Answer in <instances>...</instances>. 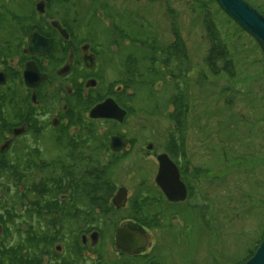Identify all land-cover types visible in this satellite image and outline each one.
Wrapping results in <instances>:
<instances>
[{
	"label": "rangeland",
	"instance_id": "rangeland-1",
	"mask_svg": "<svg viewBox=\"0 0 264 264\" xmlns=\"http://www.w3.org/2000/svg\"><path fill=\"white\" fill-rule=\"evenodd\" d=\"M109 1L111 7L102 9L98 16L91 13L100 2H83L78 29L81 37L88 35L90 29L95 30V39L108 59L101 67L104 90L119 91L117 88L122 85L121 99L133 108L121 125L114 127L113 122H96L95 125L103 135L114 127L112 132L117 129L135 138V167L132 168L135 181L154 172L153 153L148 154V145H153L152 151H160L169 133L176 130L169 118L174 107L170 105L165 109L176 91L175 82L167 78L151 84L154 78L149 74V63L144 60L150 52L147 45H166L174 40L172 16L176 17L190 59L185 63L187 72L180 83L190 96L189 159L203 168L202 191L198 202L190 200L185 206L172 207L179 220L169 218L172 228L150 236L151 245L157 244L152 256L166 264H244L264 238V53L260 45L249 33L238 30L235 21L211 0ZM201 1L207 2L215 12V20L228 38L236 66L235 77H214L205 67L209 45L203 26L205 9L199 7ZM248 1L264 10V0ZM107 19L121 27L130 38V41L119 42V50L114 45L112 52L115 33L109 29V23H105ZM131 39L138 43H132ZM130 53L135 54V66L142 74L138 81L143 87L135 97L134 89L121 82L126 78ZM201 72L207 78L201 76ZM93 96L98 98L97 93ZM155 103L159 104L158 112H148ZM57 133L55 129L48 130L45 158L66 154L57 142ZM125 164L115 169L116 179L127 181L129 178L121 171ZM11 179L7 176L0 179V198L6 191L5 185L9 186L11 194L15 192ZM202 203L207 204L205 209ZM16 222H24L22 216ZM21 228V225L13 228L12 237L7 239H19Z\"/></svg>",
	"mask_w": 264,
	"mask_h": 264
},
{
	"label": "flooded vegetation",
	"instance_id": "flooded-vegetation-1",
	"mask_svg": "<svg viewBox=\"0 0 264 264\" xmlns=\"http://www.w3.org/2000/svg\"><path fill=\"white\" fill-rule=\"evenodd\" d=\"M86 1L0 0V153L10 160L18 157L24 159L25 156L35 155V152L39 153L42 160L57 158L59 155L52 158L43 156L44 142L48 130L51 129L57 130V142L65 152L66 148L58 138L66 137V134H89L88 129L82 130L80 126L74 125V107L80 100L91 99L96 93H107L108 90L103 88L101 67L107 64L108 59L103 55L101 44L95 39V30L90 29L86 36L79 35L81 8ZM93 1L100 3L91 13L92 16H98L102 9L111 7L109 0ZM105 23H109V29L115 33L111 52L114 51V45L119 50L118 44L126 32L116 23H110L109 19L105 20ZM127 40L130 41V38L124 39V42ZM26 69L38 74L40 81L35 86L26 84ZM90 80H94L96 85L87 86ZM122 88L123 86L119 85L117 90L121 91ZM109 93L108 91L105 98L94 106L109 97L119 104ZM94 106L85 112L87 118L92 119L90 111ZM127 117L128 111L122 123H125ZM93 120H109L113 122L114 127L122 124L111 119ZM114 127H110L105 133L109 139L106 158L117 159L119 166L126 162L121 171L128 174L129 178L127 181L118 180L115 172V189L108 204L105 203L103 208L85 206L82 209L85 215L70 223L75 232L68 233L66 242H56L51 247L52 251L44 249L43 246L35 250L41 256L35 264H142L141 260L151 257L157 246L154 243L151 245L150 236L153 237L158 231L166 233L172 228L173 223L169 222V218L179 220L172 207L184 205L190 200L199 201L202 191L201 176L204 172L202 173L203 168L200 165L193 164L189 159L188 126L185 130L186 142L178 145L179 150L162 148L154 152L153 145H148V154L153 153L151 160L155 169L152 175L147 178L139 177L136 181L135 171L132 170L135 167V138L117 129L112 132ZM99 133L103 135L102 132ZM116 135L127 141V145L120 151H114L110 145L111 138ZM162 154H166L177 169L174 170L171 166L170 173H179L180 184L185 187L187 193L183 201H171L157 182L160 171L159 156ZM176 185L182 189L178 183ZM30 186L26 184L21 188L24 207L21 206L19 210L22 211L24 222H14L9 226L16 228L21 225L23 231L53 230L54 224L49 222L47 216L44 218L32 211L39 196L36 191L27 190ZM121 189H125L126 199L117 205L114 198ZM157 224L158 226H155ZM119 229H125L128 233H135V230L146 233V247L136 249L135 240H119ZM7 242L10 247L20 240L5 241ZM22 242L26 247L30 241ZM23 251L24 255H28L27 251L31 253L34 249L31 247ZM27 262L26 260L23 264ZM161 262L166 264L162 260Z\"/></svg>",
	"mask_w": 264,
	"mask_h": 264
},
{
	"label": "trees",
	"instance_id": "trees-1",
	"mask_svg": "<svg viewBox=\"0 0 264 264\" xmlns=\"http://www.w3.org/2000/svg\"><path fill=\"white\" fill-rule=\"evenodd\" d=\"M194 1L199 2V0ZM211 1L217 5L216 0ZM249 2L252 4L251 1ZM207 4V2L201 1V5H199V7L203 6L205 9L203 26L209 45L204 58L205 67L214 77L221 75L235 77L236 66L231 56L228 38L224 37L215 20V12L211 11ZM255 7L264 14V10H261L259 5ZM175 18V16H172L171 23L174 40L166 45L159 43L147 45L150 52L144 58L149 63V74L154 78L151 84H154L156 80L167 78H172L175 82L176 91L169 98L165 109H168L170 105L174 107V110L169 114V118L175 123L176 130L169 133L165 145H162L165 150L169 148L179 150L178 145L185 144V130L190 111L188 99L190 96L180 83V79L187 72L185 63L188 64L190 59L186 41ZM235 24L238 30L244 31L236 22ZM126 38L129 37L124 33L123 40ZM131 42L138 43L132 39ZM142 45L146 44L142 43ZM118 46L121 47L120 44ZM136 62L135 54L130 53L127 57L126 78L121 81L122 84H128L129 87L134 89L133 97L143 87V84L138 81L139 76H142V74L135 66ZM201 76L207 78L203 72H201ZM121 93V91L113 90L109 94L114 96L119 104L127 109L129 117L133 108L121 99ZM105 96L98 93V98L93 96L91 97L93 99H89V101L80 100L79 104L74 107V125L80 126L82 130L88 129L89 134L83 136L80 134L74 136L66 134V137L58 138L59 142L63 143L66 148L64 156L59 155L55 159L42 160L39 153L35 152V155L25 156L24 159L18 157L15 160H10L0 153V179L4 176L12 177L11 180H13L15 187V192L11 194V189L5 185L4 190L6 191L0 198V226H2L0 229V264H23L26 260L28 261L27 264H35L41 257L35 250L43 246L44 249L52 251L51 247L56 242H66L68 233L75 232L70 223L78 221L79 218L85 215L82 210L85 206L103 208L105 203L108 204L111 200L115 189L113 174L118 167L117 159L106 158V154L109 152V139L106 135L103 136L99 133V127L95 125L99 121L85 116V112L98 101L103 100ZM158 108L159 104L155 103L152 110L148 112L155 114L158 112ZM104 122L110 123L109 120H104ZM26 184L31 185L27 190H34L39 196L38 199L35 198L37 202H35L36 206L32 211L44 218L47 216L49 222L54 224V228L43 232H41V229L22 231L19 235L20 242L9 247L10 243H5V241L11 240L7 238L12 237L13 228L9 225L16 222L17 217H21L22 211L19 208L24 207L21 188ZM202 206L205 209L207 204ZM155 226H158V224ZM24 240L30 241L26 247L22 242ZM31 247L34 252L30 253L27 250ZM23 250H26L28 255H24ZM141 261L142 264H162L161 261H156L153 256Z\"/></svg>",
	"mask_w": 264,
	"mask_h": 264
},
{
	"label": "water",
	"instance_id": "water-1",
	"mask_svg": "<svg viewBox=\"0 0 264 264\" xmlns=\"http://www.w3.org/2000/svg\"><path fill=\"white\" fill-rule=\"evenodd\" d=\"M220 8L233 19L244 31L249 33L260 45L264 53V14L253 6L247 0H216ZM25 81L29 86H35L40 80L38 74L26 69ZM96 82L90 80L87 86H95ZM127 116V110L122 108L115 99L109 97L103 102L94 106L90 111L92 119H111L122 123ZM111 148L114 151H120L127 145V141L120 136H113L110 142ZM160 171L157 177L158 184L165 191L167 197L171 201L185 200L187 197L186 189L181 185L179 180V173H170L169 169L173 167L166 154L159 156ZM174 170H177L173 167ZM171 176L170 178L167 177ZM178 183L182 189L177 188ZM125 189H121L114 198V202L120 205L126 199ZM119 240H135L136 249L145 248L148 243L146 233L141 230H135V233H128L125 229L118 230ZM133 243V242H132ZM131 243V244H132ZM244 264H264V238L255 252V254L247 260Z\"/></svg>",
	"mask_w": 264,
	"mask_h": 264
}]
</instances>
